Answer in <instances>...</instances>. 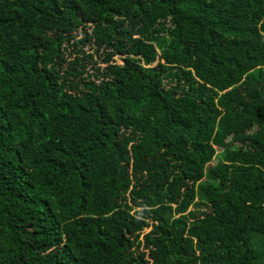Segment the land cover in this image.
Listing matches in <instances>:
<instances>
[{"label":"trees","instance_id":"1","mask_svg":"<svg viewBox=\"0 0 264 264\" xmlns=\"http://www.w3.org/2000/svg\"><path fill=\"white\" fill-rule=\"evenodd\" d=\"M263 259L264 0H0V264Z\"/></svg>","mask_w":264,"mask_h":264},{"label":"rangeland","instance_id":"2","mask_svg":"<svg viewBox=\"0 0 264 264\" xmlns=\"http://www.w3.org/2000/svg\"><path fill=\"white\" fill-rule=\"evenodd\" d=\"M84 51H86L89 55L92 56L91 58H88L87 61L85 62L86 63V71H88L87 73L89 75L98 74L97 73V69L98 68H103V67H105L107 65V63L104 62V61H106V56L104 55V52L103 51H99V52L96 53L95 50L92 47H87ZM114 61L118 65H123V62H122L120 57L115 58ZM219 161H220L219 156H216V158L214 159L212 165H215ZM256 238H258V237L257 236L254 237L253 242H254V247L256 249H258L259 248V244H258V242H256L257 241ZM261 264H264V259H263Z\"/></svg>","mask_w":264,"mask_h":264}]
</instances>
